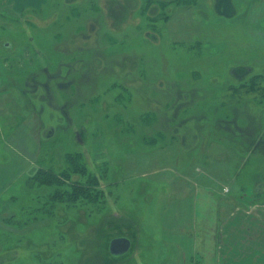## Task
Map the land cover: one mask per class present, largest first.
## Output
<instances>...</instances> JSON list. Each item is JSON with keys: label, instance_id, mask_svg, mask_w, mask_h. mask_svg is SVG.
Instances as JSON below:
<instances>
[{"label": "rangeland", "instance_id": "1", "mask_svg": "<svg viewBox=\"0 0 264 264\" xmlns=\"http://www.w3.org/2000/svg\"><path fill=\"white\" fill-rule=\"evenodd\" d=\"M138 2L109 50L63 47L103 0L0 8V264H213L234 213L264 246V0ZM176 140L173 176L132 168ZM50 169L106 188V204L92 190L43 207L55 186L35 178ZM179 173L198 183L192 210L176 205ZM116 236L132 241L120 256Z\"/></svg>", "mask_w": 264, "mask_h": 264}, {"label": "crops", "instance_id": "2", "mask_svg": "<svg viewBox=\"0 0 264 264\" xmlns=\"http://www.w3.org/2000/svg\"><path fill=\"white\" fill-rule=\"evenodd\" d=\"M52 1L53 0H0V8H5L18 14H48L50 13ZM138 1L140 0H137V6L135 5L136 0L134 1L135 3L133 6V4H131L132 0H103L102 7L100 8L104 9V13L102 12L99 15V18L88 17V23L85 30L79 34L68 37L63 43L64 49L99 50L105 48L106 50H109L114 48V46L119 45L120 37L135 23V14L141 4ZM65 2H67V0H65ZM73 2H86V0H68L69 4H72ZM183 145L182 141L176 140L175 142L161 148L146 152L144 151L143 154H140V160L136 161L138 162L137 165L135 159H133L132 168H140L138 173L141 175L145 176L146 173L149 175L153 174L157 176L159 180H162L164 176H173L170 171L179 170V160L184 152ZM32 157L34 156L32 155ZM155 164H158V167ZM141 169L143 170L141 171ZM155 172H158L159 174L156 175ZM181 176V173H179L176 177L177 179L173 181V185L176 186L186 182L190 193L187 194L186 197H182L178 201L176 200V205H181V211L192 210L191 207L194 206V195L192 190H190V183L195 180L193 179L192 181V178L186 179ZM195 183L198 184L196 181ZM214 195H216L215 190ZM187 204L190 205L186 207ZM240 208V206L237 207L239 211ZM242 210L245 211L244 209ZM238 214L239 215H236L234 213L230 220H223V235L221 234L219 237L221 241L220 239L217 240L215 255L212 258L214 260L213 264H264V246H262V241L260 240L261 237H258L257 235H254L253 237H251V235L247 236V221L244 217L245 215H242L241 220L240 213ZM181 218L182 215H180L177 220H180ZM254 223L257 224L256 221H254ZM231 228L238 229L241 237H235L234 234H231ZM233 249L234 252L231 251Z\"/></svg>", "mask_w": 264, "mask_h": 264}, {"label": "trees", "instance_id": "3", "mask_svg": "<svg viewBox=\"0 0 264 264\" xmlns=\"http://www.w3.org/2000/svg\"><path fill=\"white\" fill-rule=\"evenodd\" d=\"M41 146V143L40 145ZM37 156V155H36ZM36 158V157H35ZM53 169L50 170H45L46 172L44 174L41 175V172L39 174H37L35 180L40 184H47L49 183V185H53L55 186V188L53 190H51V192H49L47 195L48 199L47 201H44L42 206H47L49 204V206L55 204V200L57 199H61L64 202H66L67 204L70 203L71 198H75L77 199L78 197L81 198L79 199L82 203H86L89 204L90 200H91V195H92V190H94L95 192V204L96 206H99V203H101V205H105L106 201L105 199H103V197L105 196V193L107 194V189L106 188H98V187H94L93 189L87 184L86 181H81V180H75V182L70 185L69 182L66 184L63 181L60 180V174H58L57 172L52 171ZM62 175L66 176L70 173H66L65 171H62ZM64 180V179H63ZM61 182V183H60ZM61 185L63 188H57L56 185ZM93 187V186H92ZM76 190H79V194L76 192ZM88 196V197H87ZM84 201V202H83Z\"/></svg>", "mask_w": 264, "mask_h": 264}, {"label": "water", "instance_id": "4", "mask_svg": "<svg viewBox=\"0 0 264 264\" xmlns=\"http://www.w3.org/2000/svg\"><path fill=\"white\" fill-rule=\"evenodd\" d=\"M132 246V241L127 236H116L109 243V250L112 255L120 256L127 253Z\"/></svg>", "mask_w": 264, "mask_h": 264}]
</instances>
